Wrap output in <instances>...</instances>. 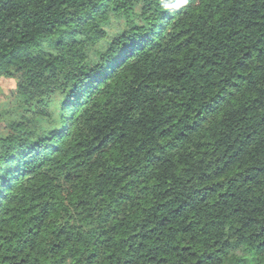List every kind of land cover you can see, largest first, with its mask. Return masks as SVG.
Listing matches in <instances>:
<instances>
[{"label":"trees","instance_id":"1","mask_svg":"<svg viewBox=\"0 0 264 264\" xmlns=\"http://www.w3.org/2000/svg\"><path fill=\"white\" fill-rule=\"evenodd\" d=\"M3 78L0 264H264V0H0Z\"/></svg>","mask_w":264,"mask_h":264},{"label":"rangeland","instance_id":"2","mask_svg":"<svg viewBox=\"0 0 264 264\" xmlns=\"http://www.w3.org/2000/svg\"><path fill=\"white\" fill-rule=\"evenodd\" d=\"M0 109L13 107L15 96H16V86L12 79H1L0 80ZM59 96H54L57 99ZM2 132V128H0Z\"/></svg>","mask_w":264,"mask_h":264}]
</instances>
